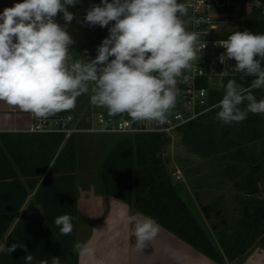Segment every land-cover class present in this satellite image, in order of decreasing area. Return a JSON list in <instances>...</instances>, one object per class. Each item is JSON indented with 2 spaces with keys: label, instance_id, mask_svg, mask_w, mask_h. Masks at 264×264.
I'll return each instance as SVG.
<instances>
[{
  "label": "clouds",
  "instance_id": "1",
  "mask_svg": "<svg viewBox=\"0 0 264 264\" xmlns=\"http://www.w3.org/2000/svg\"><path fill=\"white\" fill-rule=\"evenodd\" d=\"M78 3L22 0L0 13V101L47 119L73 109L78 97L90 93L91 104L107 109L109 115L127 113L134 121L165 124L176 106L177 78L192 69V62L206 47L203 43L197 48L198 34L186 30L184 17L191 5L178 0H101L88 7L81 21L68 10ZM58 14L63 25L57 22ZM73 20L108 27L109 35L97 46L94 59L85 52L69 63L75 41L68 27ZM214 46L225 50L220 63L225 64V57L234 59V71L255 77L247 88L235 80L227 82L223 98L214 105L219 109L217 120L231 125L249 114H264V99L258 101L252 92L264 89V33L235 31ZM219 74L227 76L228 72ZM242 102L246 107H241ZM129 219L134 246L142 250L157 237L159 225L150 216ZM54 223L62 235L73 231L69 214L55 217ZM17 246L0 244V252L10 254ZM20 247L27 252L25 246ZM74 249L81 256L96 254L89 244L76 243ZM24 260L32 264L33 254L27 253ZM51 264H61V259L52 257Z\"/></svg>",
  "mask_w": 264,
  "mask_h": 264
},
{
  "label": "trees",
  "instance_id": "2",
  "mask_svg": "<svg viewBox=\"0 0 264 264\" xmlns=\"http://www.w3.org/2000/svg\"><path fill=\"white\" fill-rule=\"evenodd\" d=\"M243 15L235 31L264 33L263 18ZM254 78L242 73L226 78L221 90L212 91L211 101L223 98L229 80L247 88ZM252 92L258 101L264 99V89ZM218 111L212 108L182 125L177 133L195 153L226 160L223 175L238 193L236 215L225 216L220 204L214 202L200 206L205 225L197 221L179 185L168 176L162 157L168 138L162 134H123L103 161L101 179L105 195L153 217L224 264L225 260L235 263L243 258L257 240L264 247V114H249L242 122L225 125L217 120ZM75 180L73 135L64 138L59 133H0V244H18L10 254L0 252V264H25L27 253L34 256L32 264L42 260L51 264L52 257H59L61 264H77ZM30 190H34L31 198ZM259 192L263 197L260 200ZM64 214H69L73 223V231L67 235H62L54 223L55 217ZM219 228L228 234L218 236L216 241L210 231Z\"/></svg>",
  "mask_w": 264,
  "mask_h": 264
},
{
  "label": "built area",
  "instance_id": "3",
  "mask_svg": "<svg viewBox=\"0 0 264 264\" xmlns=\"http://www.w3.org/2000/svg\"><path fill=\"white\" fill-rule=\"evenodd\" d=\"M190 4L191 32L198 34L197 48L206 43L201 55L193 61V67L185 70L177 78V102L170 110L167 122L163 125L155 121H134L126 117L125 113L115 116L109 115L107 109H98L84 121L88 126L81 125L74 107L69 111H62L47 119H37L31 114L30 124L23 129L32 133H59L67 138L77 132H105L120 134L157 133L170 138L180 127L194 120L214 108L218 102H212V91L221 90L224 80L239 75L234 71L235 60L225 57V64L220 63L219 56L225 51L214 46L217 40L227 39L242 22L243 14H254L264 19V0H178ZM69 56L75 60L74 51L70 48ZM200 70L203 71L201 75ZM227 71V76L219 73ZM187 76L188 79H184ZM78 122V124H77Z\"/></svg>",
  "mask_w": 264,
  "mask_h": 264
},
{
  "label": "rangeland",
  "instance_id": "4",
  "mask_svg": "<svg viewBox=\"0 0 264 264\" xmlns=\"http://www.w3.org/2000/svg\"><path fill=\"white\" fill-rule=\"evenodd\" d=\"M56 19L59 23L58 16ZM184 19L188 21L186 30L191 31L190 9L188 16ZM95 27L93 35L72 36L75 43L70 48L74 51L75 59L80 58L78 55L85 52H87L89 59L95 58L97 46L109 35L108 27L101 28L98 25ZM111 59L113 58L110 57ZM75 108L78 120L82 122L81 125L83 126H88V123L84 121V116H88L98 109H103L91 104L90 93L78 97ZM125 116L130 117L127 113H125ZM217 128L219 129L218 125ZM218 129L217 134L220 133ZM73 136L75 141V185L78 206L85 210L88 208V211H90L95 207L93 204V206L86 205L87 199H91V203L93 200L97 202L101 190L104 192L101 179L103 161L117 141L124 135L84 131L77 132ZM162 157L166 159V169L170 180L179 185L183 200L199 223L205 225L204 215L200 209L202 204L217 202L220 204L222 213L225 216L229 217L237 214L239 208L238 193L228 178L223 175L227 163L225 159L195 153L189 145L185 144L178 133L167 141ZM33 193L34 190H30L29 198L33 196ZM257 197L259 200L263 198L261 192L257 194ZM15 221L16 219L13 222ZM213 221L216 222L217 219L213 217ZM210 233L216 241L218 236H227L228 234L224 228L211 230ZM257 245H259L258 240L251 249Z\"/></svg>",
  "mask_w": 264,
  "mask_h": 264
},
{
  "label": "crops",
  "instance_id": "5",
  "mask_svg": "<svg viewBox=\"0 0 264 264\" xmlns=\"http://www.w3.org/2000/svg\"><path fill=\"white\" fill-rule=\"evenodd\" d=\"M20 2L22 0H0V13ZM100 2L101 0H79L75 7H69L68 10L83 21L88 7ZM58 20L62 25L65 23L62 14H58ZM68 30L73 37L93 35L95 32L94 27L76 20L70 23ZM30 118L31 113L0 101V133L24 131L30 124ZM76 200L77 210L80 211L74 245L89 244L96 249L95 257L81 256L77 252V264H221L160 224L157 237L147 242L144 249L138 250L134 246L135 237L129 218L142 220L146 215L121 199L105 195L103 190L98 195L97 202L93 200L91 203V199H87L86 205L93 204V210L79 208L77 196ZM224 264H264V247L257 245L235 263L225 260Z\"/></svg>",
  "mask_w": 264,
  "mask_h": 264
},
{
  "label": "water",
  "instance_id": "6",
  "mask_svg": "<svg viewBox=\"0 0 264 264\" xmlns=\"http://www.w3.org/2000/svg\"><path fill=\"white\" fill-rule=\"evenodd\" d=\"M241 106H242V108L246 107L244 102H242ZM248 117H249V115H248Z\"/></svg>",
  "mask_w": 264,
  "mask_h": 264
}]
</instances>
